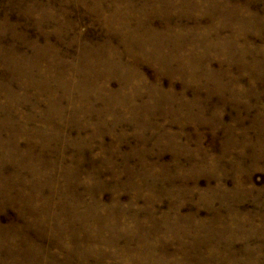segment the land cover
I'll return each mask as SVG.
<instances>
[{"label":"rangeland","instance_id":"obj_1","mask_svg":"<svg viewBox=\"0 0 264 264\" xmlns=\"http://www.w3.org/2000/svg\"><path fill=\"white\" fill-rule=\"evenodd\" d=\"M0 264H264V0H0Z\"/></svg>","mask_w":264,"mask_h":264}]
</instances>
